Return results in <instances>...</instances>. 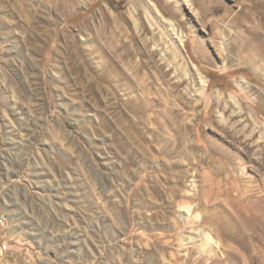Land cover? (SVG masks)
Instances as JSON below:
<instances>
[{
  "label": "rangeland",
  "instance_id": "rangeland-1",
  "mask_svg": "<svg viewBox=\"0 0 264 264\" xmlns=\"http://www.w3.org/2000/svg\"><path fill=\"white\" fill-rule=\"evenodd\" d=\"M0 264H264V0H0Z\"/></svg>",
  "mask_w": 264,
  "mask_h": 264
},
{
  "label": "bare ground",
  "instance_id": "bare-ground-1",
  "mask_svg": "<svg viewBox=\"0 0 264 264\" xmlns=\"http://www.w3.org/2000/svg\"><path fill=\"white\" fill-rule=\"evenodd\" d=\"M142 93H143V96L146 97V91L142 89ZM137 98H138V96L134 97L133 99H137ZM209 240L210 239L207 237V241H209Z\"/></svg>",
  "mask_w": 264,
  "mask_h": 264
}]
</instances>
